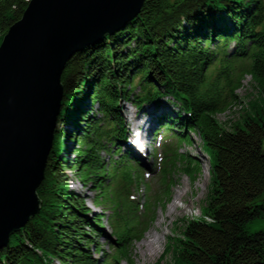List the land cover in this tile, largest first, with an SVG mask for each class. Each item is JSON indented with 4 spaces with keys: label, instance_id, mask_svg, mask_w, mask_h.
Instances as JSON below:
<instances>
[{
    "label": "trees",
    "instance_id": "trees-1",
    "mask_svg": "<svg viewBox=\"0 0 264 264\" xmlns=\"http://www.w3.org/2000/svg\"><path fill=\"white\" fill-rule=\"evenodd\" d=\"M28 1L0 0V41ZM244 74L264 100V0H145L124 27L73 54L61 75V108L37 188L39 212L11 234L0 264H133L127 241L139 240L155 219L147 201L154 196L165 209L177 175L194 182L201 171L198 158L179 152L192 143L189 132L207 149L209 194L204 216L184 224L175 264H264V230H246L264 215V113L255 105L229 128L216 119L235 102ZM121 101L154 116L158 131L172 137L163 144L160 190L153 196L135 151L124 146ZM67 168L98 191L95 206L112 210L113 251L102 261L89 247L102 253L92 235L104 215L69 188L61 174ZM141 183L145 209L137 213V204L115 192Z\"/></svg>",
    "mask_w": 264,
    "mask_h": 264
},
{
    "label": "water",
    "instance_id": "water-1",
    "mask_svg": "<svg viewBox=\"0 0 264 264\" xmlns=\"http://www.w3.org/2000/svg\"><path fill=\"white\" fill-rule=\"evenodd\" d=\"M145 0H29L0 42V249L39 212L63 98L61 75L76 52L124 27ZM142 161V160H141ZM139 161L141 167L147 164ZM149 167V166H148Z\"/></svg>",
    "mask_w": 264,
    "mask_h": 264
},
{
    "label": "rangeland",
    "instance_id": "rangeland-1",
    "mask_svg": "<svg viewBox=\"0 0 264 264\" xmlns=\"http://www.w3.org/2000/svg\"><path fill=\"white\" fill-rule=\"evenodd\" d=\"M233 93L236 95L235 102L230 105V107L226 108L225 111L216 114V119L224 127L229 128L233 122L239 121L244 112L249 111V109L255 105H259L256 106L255 109H257L260 113H264L263 97L254 87V83L250 75L244 74L242 76L240 86L235 89ZM145 108L152 112L154 110H152L154 105H146ZM118 111L121 113L125 121L126 117L130 118L134 115V113H141L144 115V113L140 112V110L127 101H121ZM151 119L152 122L150 126H154V133L152 134L153 138L151 140H145L142 138L141 143L144 145L143 148L138 145L137 148L132 144H128L127 141L124 146L130 147L132 151L133 148L136 150L137 159H135V161L137 160V162H139L142 160L141 162H144L149 166H147V168L141 167V176H143V181L149 184L147 195L153 196L160 190V182L157 173L161 166V151L163 149V144L171 141L172 137L168 136L170 132H167L165 135L162 130L158 131L160 127L156 124L154 116L150 115V120ZM140 120L141 118L139 121ZM189 134L191 136L192 143H182L179 147V152L198 158L201 162V171L198 173L194 182H191L190 179L181 172L177 175V183L172 189V199L167 203L165 209H161L154 204V196L147 201L151 207L149 208L150 213L153 209L155 210V219L150 222L148 229L145 232L152 228L155 229L160 235V244L156 248V253L151 254L148 250L142 253V249H144V247L141 246L139 242L145 236V232L142 233L139 240L129 239L127 241V246L131 254L133 264H175L173 253L176 250V246L180 243L182 229L185 222L192 218H200L204 216V208L209 194L207 149L201 145V140L196 134L193 132H189ZM261 148L264 151V139L262 140ZM101 156L105 162L110 159V154L108 152H101ZM111 156L118 160L116 155ZM132 160L134 161V159ZM74 173L75 172L71 171L69 168L61 171V174L68 178L69 188L73 190L75 194L85 197L84 202L86 206L93 212H100L104 215L100 230L96 231L95 234L92 235L95 242L99 244L100 249H102V253L100 254L95 251L93 246L89 247L91 255L102 261L104 253L109 254L113 251L110 244L113 242L112 239H115V235L113 234V230L109 222L110 220L107 219L111 216L112 210L109 208L108 204H104L101 207L95 206L93 200L98 198V191H95V188H91L89 184L84 185L79 182ZM115 193L117 196L122 198L126 196L128 202L137 204L139 207L137 213H141L145 209L143 205L146 200V195H144L143 183L138 186V189H131L128 193L124 191H116ZM178 194H181V196L177 197ZM172 202H176L175 207L172 206ZM157 220H159V224H155ZM246 230L249 232L264 230V215L254 218L248 222L246 224ZM55 264L57 263L55 262ZM118 264L126 263L124 261H119Z\"/></svg>",
    "mask_w": 264,
    "mask_h": 264
},
{
    "label": "bare ground",
    "instance_id": "bare-ground-1",
    "mask_svg": "<svg viewBox=\"0 0 264 264\" xmlns=\"http://www.w3.org/2000/svg\"><path fill=\"white\" fill-rule=\"evenodd\" d=\"M140 118L141 120L139 121ZM126 125L128 128V132H127L128 143L132 144L133 146H136L137 148L138 146H140L141 148L144 147V145L141 143L142 138H147V140H151L153 138L152 134H153L154 126L153 125L152 127L150 126L151 120L150 117L147 115H142L141 113H136V114L134 113V115L131 116L130 118L126 117ZM140 126L143 127L142 133L135 134L133 129ZM138 141H139V145L137 146ZM178 196H181V194H178L177 197ZM172 206L175 207L176 202H172ZM155 224H159V220H157ZM139 244L144 247V249H142V253L147 250L151 254L156 253L157 250L156 248L160 244V235L155 229L152 228L147 232H145V236L140 240Z\"/></svg>",
    "mask_w": 264,
    "mask_h": 264
}]
</instances>
